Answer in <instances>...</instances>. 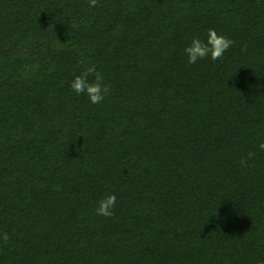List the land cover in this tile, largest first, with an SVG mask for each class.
<instances>
[{
    "label": "trees",
    "instance_id": "trees-1",
    "mask_svg": "<svg viewBox=\"0 0 264 264\" xmlns=\"http://www.w3.org/2000/svg\"><path fill=\"white\" fill-rule=\"evenodd\" d=\"M261 142L264 0H0V264H264Z\"/></svg>",
    "mask_w": 264,
    "mask_h": 264
},
{
    "label": "clouds",
    "instance_id": "clouds-1",
    "mask_svg": "<svg viewBox=\"0 0 264 264\" xmlns=\"http://www.w3.org/2000/svg\"><path fill=\"white\" fill-rule=\"evenodd\" d=\"M89 5L94 7L97 5V0H89ZM234 41L217 34L214 29L207 30L206 41L198 37H192L190 45L186 46L184 52L187 56L189 64H195L198 60L210 58L211 60H218L225 52L232 47ZM95 76L94 80L89 81V75ZM71 88L77 94H85L92 104L101 103L105 96L110 92V86L103 82V77L95 71L94 67L88 68L80 75H76L72 82ZM259 150L264 151V142L258 145ZM256 153L249 152L246 158H242L241 165L248 166L247 161L254 158ZM116 204V196L109 194L98 202L96 213L99 216L111 217L114 215L113 209ZM0 239L7 242L9 237L6 232L0 233Z\"/></svg>",
    "mask_w": 264,
    "mask_h": 264
}]
</instances>
